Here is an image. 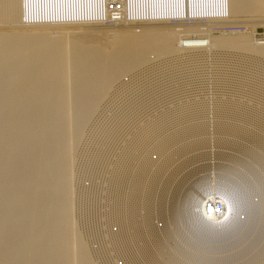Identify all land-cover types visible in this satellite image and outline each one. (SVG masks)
<instances>
[{
    "label": "rangeland",
    "instance_id": "obj_1",
    "mask_svg": "<svg viewBox=\"0 0 264 264\" xmlns=\"http://www.w3.org/2000/svg\"><path fill=\"white\" fill-rule=\"evenodd\" d=\"M184 1L149 0L146 7L175 12ZM77 5V12L55 17H87L88 4L84 14ZM0 22V31L11 26ZM73 28H63L60 40L50 34L34 41L102 45L94 33L108 31L98 19ZM177 52L120 75L84 125L72 161V223L93 264H264V54L228 47ZM212 162L220 181L241 184L256 207L219 235L193 231L184 211L205 190Z\"/></svg>",
    "mask_w": 264,
    "mask_h": 264
},
{
    "label": "bare ground",
    "instance_id": "obj_2",
    "mask_svg": "<svg viewBox=\"0 0 264 264\" xmlns=\"http://www.w3.org/2000/svg\"><path fill=\"white\" fill-rule=\"evenodd\" d=\"M78 1L80 14L86 13L88 0H0V20L11 23L0 31L4 43L0 48L16 52L0 50V264H93L71 220L72 161L82 129L120 75L152 56L182 51L181 35L198 31L197 27L181 32L154 26L176 14L158 18L147 14L149 0H129L132 8H145V14L108 27L114 30L111 36L99 29L94 38L102 45L82 46L78 37L58 41L63 28L81 30L93 23L84 15L55 17L64 11L77 12ZM29 7L38 11L31 14ZM226 8V20L252 23L254 31L264 28V0H226ZM47 15L54 17L48 20ZM98 23L106 27L99 19ZM50 34L58 38L56 43L45 44L46 38L39 45L43 42L39 38ZM208 40L210 49L264 54V38L257 39L253 33L211 35ZM186 43L199 50L205 42ZM218 168V162H212L205 190L189 197L184 210L192 230L211 235L226 233V224L242 221L256 209L241 184L220 181L224 175ZM212 192L222 195L226 207L215 220L207 221L202 217L203 201Z\"/></svg>",
    "mask_w": 264,
    "mask_h": 264
},
{
    "label": "built area",
    "instance_id": "obj_3",
    "mask_svg": "<svg viewBox=\"0 0 264 264\" xmlns=\"http://www.w3.org/2000/svg\"><path fill=\"white\" fill-rule=\"evenodd\" d=\"M205 1V2H204ZM201 3L199 0H186L183 3L173 5L177 7V11H171L172 6L167 4L166 8H154L148 10L147 14L158 18H165L168 14L172 15L165 23L179 29L183 32L185 28L197 27L198 31L182 34L183 43L181 46L182 52L177 54H199V50L203 52H211L213 49L209 48L208 36L214 34H241V33H253V36L257 39L264 38V28H258L255 31L250 28V24L244 21H229L226 20L227 8L226 0H204ZM141 8V9H139ZM137 9L132 8L129 0H88V15L91 20H101L106 27H117L121 25L128 17L140 18L142 14H145V8L139 7ZM132 9V10H130ZM143 12H142V11ZM186 40H203L205 43L203 48L190 49ZM185 41V42H184ZM208 46L205 48V46ZM202 46V45H198ZM186 50H192L186 51ZM196 50V52L194 51ZM214 129H211L212 131ZM204 212L202 217L204 220H215L225 211V200L221 194L213 193L207 196L203 201ZM203 209H201L202 211Z\"/></svg>",
    "mask_w": 264,
    "mask_h": 264
}]
</instances>
